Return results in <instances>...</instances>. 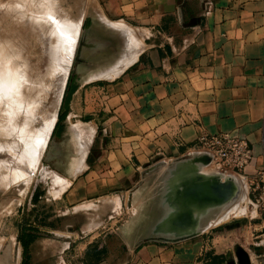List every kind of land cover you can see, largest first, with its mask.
Masks as SVG:
<instances>
[{"label": "crops", "instance_id": "obj_1", "mask_svg": "<svg viewBox=\"0 0 264 264\" xmlns=\"http://www.w3.org/2000/svg\"><path fill=\"white\" fill-rule=\"evenodd\" d=\"M95 7L87 43L98 55L80 56L69 107L101 110L105 132L70 194L103 195L152 157L191 153L200 134L221 131L248 139L254 158L241 177L249 187L264 166V0H95ZM250 203L246 232L264 239V208ZM214 231L110 249L93 264H218L206 259ZM254 252L258 258L264 247Z\"/></svg>", "mask_w": 264, "mask_h": 264}, {"label": "rangeland", "instance_id": "obj_2", "mask_svg": "<svg viewBox=\"0 0 264 264\" xmlns=\"http://www.w3.org/2000/svg\"><path fill=\"white\" fill-rule=\"evenodd\" d=\"M95 10V0H0V42L3 39V44L9 41L13 48L16 46L21 64L16 70L28 71L36 76V81L41 76L36 84L40 82L41 87L47 88L41 89L40 83L36 87L46 98L45 109L54 117L41 143H45L44 147L38 145L43 150L37 149L38 154L36 151L34 155L36 160L39 158L37 164L34 159L35 167H27L25 172L14 169L17 152H10L0 142V264H93L110 255V249L115 254L145 242L196 239V234H205L213 227L215 236L208 238L212 247L206 255L208 263L217 260L218 264H239L238 248L246 251L250 264L255 259L264 263V253L256 258L254 252L256 247H264V239L245 229L246 212L253 207L247 182L239 175L221 174L209 164L202 165L196 159L202 154L198 149L173 158L156 155L134 171L124 173L120 187L103 195L96 194L98 189L86 196L81 192L70 194V185L84 177L87 166L96 158L99 138L105 132L101 110L69 107L78 84L80 56L98 55L95 44L87 43L91 22L86 18L95 16ZM30 16L44 21L43 25L33 24L36 22H31ZM53 20L59 24L62 21L63 27H67L68 39L71 36L68 41L64 38L66 28L57 26V22L55 25ZM66 20L74 21L72 26ZM60 31L65 33L64 37ZM57 36L62 38V46L66 40L63 48L67 46L68 50H64L72 53L67 54L60 47V53L71 55L62 71L57 70V61L52 62L57 60L55 51L59 52ZM49 45L54 50L49 52ZM49 54L55 56L51 58ZM46 64L48 71L52 67L55 73L43 77L41 72ZM65 70L64 76L61 72ZM5 159L9 160L2 162ZM7 165L12 168L8 170ZM70 165L77 167V171H70ZM11 171L14 177L19 176L16 180ZM217 177L221 184L231 185L232 193L226 201L223 197L211 203L206 198L218 193L213 182ZM27 234L32 235L30 239Z\"/></svg>", "mask_w": 264, "mask_h": 264}, {"label": "bare ground", "instance_id": "obj_3", "mask_svg": "<svg viewBox=\"0 0 264 264\" xmlns=\"http://www.w3.org/2000/svg\"><path fill=\"white\" fill-rule=\"evenodd\" d=\"M9 4V3H8ZM18 4V3H17ZM16 11V9H15ZM14 11V12H15ZM7 12V11H6ZM17 12V11H16ZM15 12V13H16ZM47 12V11H46ZM8 13V12H7ZM100 13V12H99ZM21 14V13H20ZM22 17V16H21ZM31 17V16H30ZM16 18H18V16H16ZM62 18V17H60ZM65 18V17H64ZM63 18V19H64ZM38 18H33L31 17V19H29L31 22H36V23H33V24H39V25H43L42 20H37ZM28 20V21H29ZM55 20V19H54ZM53 20V21H54ZM16 21V20H15ZM42 21V22H41ZM47 21V20H46ZM52 21V22H53ZM61 21V20H60ZM80 21V19H79ZM14 22V21H13ZM31 22H29V25H33V24H30ZM55 22V21H54ZM57 22V26H58V21ZM56 22H55V25H56ZM62 22V21H61ZM60 22L59 25H61L63 27L64 24H62ZM67 22V20H66ZM70 24H68L69 26H72L71 25V22L72 21H68ZM67 22V23H68ZM74 22V21H73ZM72 22V23H73ZM65 23V22H64ZM67 23L65 24V26H68ZM76 23V22H75ZM21 24V23H20ZM21 26V25H20ZM19 26V27H20ZM22 27V26H21ZM20 27V29H21ZM54 27V26H53ZM61 27V28H62ZM74 27V26H73ZM72 27V28H73ZM77 27V26H75ZM32 28H35V27H32ZM31 28V29H32ZM47 28V27H46ZM58 28V27H57ZM60 28V26H59ZM63 28H66V32H67V37H64L65 36V33L60 31L62 33H64L63 36L61 37H64L66 38V40L68 41L70 39H68V29L67 27H63ZM12 29V28H11ZM23 29V28H22ZM29 29V30H31ZM36 29V28H35ZM56 29V28H55ZM70 29V28H69ZM74 29V28H73ZM76 29V28H75ZM64 30V31H65ZM68 30V31H67ZM11 31V30H10ZM48 31V30H47ZM53 31V29L51 30ZM72 31V30H71ZM78 31V30H77ZM76 31V32H77ZM56 32V31H54ZM36 33V32H35ZM59 33V32H58ZM57 33V35H58ZM49 36H51V32L49 31ZM72 34V33H71ZM15 35V34H14ZM21 35V34H20ZM75 35V34H74ZM16 36H17V33H16ZM54 36V35H53ZM60 36V35H59ZM76 36V35H75ZM13 37V36H12ZM58 37V36H57ZM61 37H58L56 38L57 41V45L59 47V52H57V47L56 45H54L56 47V51H55V54H56V59L57 60H53L51 58H53L55 55H50V59L51 61L54 63H56V61L58 62L57 64V68L54 67V70H61L62 69L64 70L65 67H66V63L68 62V58L70 59V56L72 55V53L70 52H66L65 48H63L64 46V43L66 40H64L63 42V46H62V38ZM4 38V37H3ZM15 38V37H14ZM13 38V39H14ZM54 38V37H53ZM54 38V39H55ZM61 38V39H59ZM63 38V39H64ZM6 41L7 39L4 38ZM16 39V38H15ZM33 39V38H32ZM51 39V38H50ZM72 39V38H71ZM77 39V38H76ZM9 40V38H8ZM30 40V39H29ZM52 40V39H51ZM4 40L2 39V43L0 44V53L1 55L4 54L3 56L0 55V142L1 143H5L7 145V150H9L10 152H17V155H16V159H15V163L13 164L14 165V169H18L19 171L21 170L23 172H25L26 168L27 167H32L33 165V160L35 159L34 158V155H36V151L38 148V145H43L42 147H44V144H41L45 138L47 137L50 129H51V126H52V120H54V117L52 119V114H50L46 109H45V100L46 98L44 97V95H42V92L40 90V88L36 87V85L38 86V84H36L39 80V78H41V76L38 78V80L36 81V76L34 77V75H31V73L28 74V71L26 70H16L15 67L17 66H20L21 64L19 63L18 61V56L16 54L17 50H15L16 46L13 48V44H10L9 41L8 43L6 42L5 44H3ZM53 41V40H52ZM51 43V42H50ZM53 43H55V41H53ZM9 45V46H8ZM12 47H11V46ZM15 45V43H14ZM50 47L48 48L49 52L50 50H52L53 48H51L52 46L49 45ZM60 47L61 49L63 48V50L68 54L70 53L71 55L68 56L65 52H64V55L60 52ZM51 48V49H50ZM70 48V47H68ZM54 50V49H53ZM68 50V49H67ZM70 50V49H69ZM53 53V51H52ZM47 54V53H46ZM19 55V54H18ZM46 58V57H45ZM49 59V61H50ZM47 60H48V57H47ZM48 61V62H49ZM50 61V62H51ZM70 61V60H69ZM23 63V62H22ZM50 64V63H49ZM69 64V62H68ZM68 64H67V67H68ZM24 65V64H23ZM33 65V64H32ZM31 65V66H32ZM53 65V64H52ZM51 65V66H52ZM27 66V65H26ZM50 65H48V67H51ZM44 70L42 69V66H41V70H43V72H41L42 74H39V75H42L44 77V75L48 74V73H51V72H54L52 71L53 68L51 67L50 71H48L47 69V64L45 65V67H43ZM56 68V69H55ZM29 69V68H28ZM32 70V69H31ZM114 71V70H113ZM39 72V71H38ZM59 71H57L58 73ZM66 70L61 72V74L63 73V75L65 74ZM55 73V72H54ZM67 73V72H66ZM53 74V73H52ZM51 75V74H50ZM47 76V75H46ZM49 76V75H48ZM65 76V75H64ZM47 78V77H46ZM41 80V79H40ZM44 80V78H43ZM46 81V80H45ZM42 82V81H41ZM48 82V80H47ZM62 83L63 82V79H62ZM41 84V83H40ZM42 86V84L40 85V87ZM44 87H46L45 85L43 87H41V89L44 90ZM47 88V87H46ZM45 88V89H46ZM49 89V88H48ZM42 90V91H43ZM44 92V91H43ZM37 123V124H36ZM41 147V148H42ZM40 148V149H41ZM43 150V149H41ZM37 154H38V151H37ZM11 155V153L9 154ZM41 155L40 153V150H39V156ZM15 157V156H13ZM36 158L38 156H35ZM81 158V157H80ZM12 159V158H11ZM9 160V159H8ZM8 160H4L2 162H6ZM37 160H39V158H37ZM37 160L35 159V162L37 164ZM11 162V161H9ZM1 166V165H0ZM8 166V165H7ZM10 168H7L8 170H10L12 167L11 165L8 166ZM35 167V166H33ZM32 167V168H33ZM5 168V167H4ZM32 168H29L32 169ZM6 170V171H8ZM18 170H16L17 172H19ZM14 171V170H13ZM13 171H11V174H12V177L13 179L15 178L16 180V177H19L18 175L16 177H14L15 175L13 174ZM15 172V174L17 173ZM27 172V171H26ZM8 175H10V171L7 172ZM2 175V173L0 172V176ZM25 175V174H24ZM5 177H7L5 175ZM10 177V176H9ZM2 178V177H1ZM11 178V177H10ZM25 178V177H24ZM23 178V179H24ZM8 179V178H7ZM28 179V178H27ZM217 179V178H216ZM227 179V178H226ZM228 180V179H227ZM14 181V180H13ZM223 181V180H222ZM225 181V180H224ZM5 182V181H4ZM194 182V181H193ZM230 183V181H229ZM191 184V183H190ZM189 184V185H190ZM213 184V183H212ZM231 186V185H230ZM193 188V187H192ZM225 188V193L222 194L216 201H214L215 203H217L221 198L225 197V201L227 200L228 196L231 194L232 190L228 187V186H224ZM196 189V188H195ZM186 190V189H185ZM192 190V189H191ZM205 190L204 188L202 189V191ZM190 191V190H189ZM193 191V190H192ZM189 193V196L191 194V192ZM200 191V190H199ZM206 191V190H205ZM204 192H201L202 194L205 193ZM184 192V191H183ZM182 192V193H183ZM194 192V191H193ZM198 192V191H197ZM207 192V191H206ZM216 192V190H215ZM209 193V192H208ZM211 194V192H210ZM209 195V194H208ZM188 196V198H189ZM213 196V195H212ZM184 197H186L184 195ZM211 197V196H210ZM182 198V197H181ZM187 198V197H186ZM203 198V197H202ZM206 198V195L204 196V199ZM209 198V196H208ZM184 199V198H183ZM192 199H195L194 198V195L192 196ZM218 211V210H217ZM216 212V211H215ZM227 214V213H226Z\"/></svg>", "mask_w": 264, "mask_h": 264}, {"label": "built area", "instance_id": "obj_4", "mask_svg": "<svg viewBox=\"0 0 264 264\" xmlns=\"http://www.w3.org/2000/svg\"><path fill=\"white\" fill-rule=\"evenodd\" d=\"M196 148L209 156V165L219 173L245 175L246 167L254 155L246 136L236 131L200 134ZM249 192L254 203L264 208V166L249 179Z\"/></svg>", "mask_w": 264, "mask_h": 264}, {"label": "water", "instance_id": "obj_5", "mask_svg": "<svg viewBox=\"0 0 264 264\" xmlns=\"http://www.w3.org/2000/svg\"><path fill=\"white\" fill-rule=\"evenodd\" d=\"M196 159H198L201 162L202 165L209 163V156H207L204 153L199 155ZM217 179L218 180H214L213 182L217 185L218 193H216L215 195H213L210 198H206L211 203L216 201L222 194L225 193V188H224L225 185L228 186L229 188L231 187L230 184H221V182L219 181L218 177H217ZM229 198H230V196H229ZM199 199H200V196H199ZM199 199L197 201H200ZM236 255H237V260H238L239 264H250V258H249L248 254L246 253V251L243 248H238L237 252H236Z\"/></svg>", "mask_w": 264, "mask_h": 264}, {"label": "trees", "instance_id": "obj_6", "mask_svg": "<svg viewBox=\"0 0 264 264\" xmlns=\"http://www.w3.org/2000/svg\"><path fill=\"white\" fill-rule=\"evenodd\" d=\"M26 236L28 237V239H30L32 235H28V234H27Z\"/></svg>", "mask_w": 264, "mask_h": 264}]
</instances>
